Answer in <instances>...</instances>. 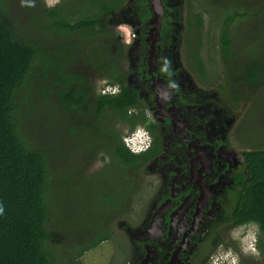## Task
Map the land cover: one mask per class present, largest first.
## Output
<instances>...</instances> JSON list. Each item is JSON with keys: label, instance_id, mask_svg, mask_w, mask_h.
I'll list each match as a JSON object with an SVG mask.
<instances>
[{"label": "trees", "instance_id": "16d2710c", "mask_svg": "<svg viewBox=\"0 0 264 264\" xmlns=\"http://www.w3.org/2000/svg\"><path fill=\"white\" fill-rule=\"evenodd\" d=\"M19 1L0 0V264H82L88 251L115 239L110 216L138 198L134 173L160 154L161 138L126 81L121 43L110 28L127 0H61L52 8L35 0L24 9ZM138 2L148 7L147 0ZM206 2L223 16L222 58L244 62L229 91L237 101L242 91L254 93L264 83V0ZM193 18L203 29V13L190 9L189 24ZM238 21L244 25L235 35L230 26ZM196 38L190 61L207 76L202 32ZM94 73L107 81L100 89L119 85L120 92L101 95ZM121 124L130 133L146 127L151 147L133 154ZM243 154L220 220L228 230L257 225L260 256L242 257L241 264H264V148ZM84 184L98 190L85 192ZM95 193L106 215H98V204L88 206ZM213 239L216 247L226 236L217 232Z\"/></svg>", "mask_w": 264, "mask_h": 264}, {"label": "rangeland", "instance_id": "374dc122", "mask_svg": "<svg viewBox=\"0 0 264 264\" xmlns=\"http://www.w3.org/2000/svg\"><path fill=\"white\" fill-rule=\"evenodd\" d=\"M131 1L132 0H127L125 5H129ZM151 2L154 3L153 0H151ZM18 3H20V1ZM168 3L171 6L170 22L173 25V30L171 33L174 37L173 44L175 45L173 50V66L175 69H180L181 72L179 73L182 74L184 79L188 81H185L186 83H190V85L196 87L201 95L206 96V99H202L200 96H198L201 100L199 103L212 109L210 116L216 115L213 113L215 112L217 105L218 108H221V110L219 109V122H221V124L219 126L217 124L216 127H214L215 133L221 136L220 140L223 141L221 142V160L225 163L229 162L232 166H235V164L242 165L245 163L243 154L244 151L254 147L264 148V83L261 85V87L255 90L254 93H251V91L248 90L246 91L243 89V87H240L242 90H244V93L242 91V95L239 96V100L234 101L231 99L229 97V91L234 84L232 80L235 77L238 78L242 76V66L244 62H237L236 58L228 60V58L225 57V59H223L220 54L219 33L223 20L222 13L215 9L212 4H208L206 0H169ZM206 8H208V12H206ZM21 9H24V7H21ZM126 9L127 6L118 14L112 16V18L109 20L112 22L110 28L113 29L121 43L122 67L124 70L129 71V78H131L133 75L132 72L134 69L133 65L135 63L136 54L131 48H128L129 45L124 43V36L117 31V25L122 23V21H125L127 17L125 16V12H127ZM190 9L195 12L203 13V29H200L196 25V20L194 18L192 20L193 22L189 24L188 18ZM243 25L244 24H240V21L233 23V25L230 26V32L235 35L237 33L239 34L242 29L241 26ZM132 30L135 33L133 28ZM200 32H202L204 40L202 55L212 80H203L192 67V62H190V58L192 56L191 52L195 49L196 45L194 44L197 42L196 37ZM103 36L105 37H99V39L102 40L109 37L108 34L107 36ZM91 78H93L96 89H100L103 86L101 81H105V79L100 78L98 73L92 74ZM214 106L216 108H214ZM215 119H211V121L215 123ZM118 128L123 134H131L124 124L119 125ZM125 129H127V133H125ZM167 155L165 156V159L167 160L163 161V171H159L157 169L159 163L152 162L144 167L143 172L134 173L136 178L134 180V184L139 188L138 198L136 200L134 199V201L128 205L127 209H122V212L121 209L119 210L120 213L114 211L109 219L108 224L115 233V239L105 241L96 249L88 251L82 257V264L139 263L138 261H140L141 258L137 260L135 254L136 252H139L136 250L137 246L139 245H137L135 240H138L137 238H139L143 233L148 235L147 229H150L154 224L157 231L153 233L152 237L158 239L162 236L159 230L160 228L157 218H161L164 210L169 207L170 203L168 200L160 203L161 197L168 193L177 195L179 191H181L185 186L189 185V182L198 180L197 173L193 174L190 170L188 172L180 170L177 161L179 158L181 159V156L178 158L177 156H171V159ZM174 161H176V163H174ZM203 162L205 170H212V167L210 166L211 164H209V158L206 155ZM100 166L101 163L99 162L94 170L100 169ZM72 171L76 172V170ZM228 172L229 171H227V173H220V177L215 183H209L211 186H213L211 189L204 182L205 187L207 188H205V193L207 190L208 192H212V190H218L224 186L228 187V183L231 180L228 176ZM73 182L78 183L76 180ZM83 187L85 192H93L98 190L95 185L90 186L84 184ZM220 191L221 190H218L217 193L220 194ZM86 196L91 197L90 194H87ZM210 196L211 195L208 196V207L211 206L212 202ZM93 198L88 203V206L90 203H92V205L98 204L100 208L98 210V215H100L103 207H105L106 204H104L102 197L96 193L94 194ZM226 198H224L222 201L223 203H221L222 206L228 207L232 201H229V199ZM167 203L169 204L167 205ZM188 206L189 203H187V205L184 204V206H180L176 214V211L172 212V215H174L173 224L175 227L180 225L183 213L188 208ZM90 214L91 217H94V212L92 209ZM102 214L106 215L104 211H102ZM218 217L219 215H216L212 220V222H215V224L212 223L211 229L209 228V231H211L210 237H214L215 233L217 232L225 235L226 240L225 243L222 244L223 246L228 245V243L231 242L238 247L237 249H234L236 252L240 250V257H248L249 255L245 256L241 252L240 239H242L245 234H256L258 231L257 225L247 224L228 230V228H226L227 223H223V221L220 219L218 222ZM161 224L162 223H160V226ZM151 230L154 229H150L148 231ZM175 230L176 228L173 230L174 234ZM233 231L238 234L240 239L232 238ZM168 245L170 248H172V242L168 243ZM218 248L219 246L211 253V255H213V253H217Z\"/></svg>", "mask_w": 264, "mask_h": 264}, {"label": "flooded vegetation", "instance_id": "af4514ba", "mask_svg": "<svg viewBox=\"0 0 264 264\" xmlns=\"http://www.w3.org/2000/svg\"><path fill=\"white\" fill-rule=\"evenodd\" d=\"M138 1L132 0L127 5V12L123 11L127 17L122 23L130 24L135 30L133 42L128 46L136 54L133 75L129 78V71H127L126 81L138 91L141 104L146 106V113L147 111L151 113L150 125L153 127L151 132L154 136L161 138V152L152 162L159 163L157 169L163 171V161L167 160L165 159L167 154L171 159V156H177V158L181 156V159L177 161L180 170L197 173L198 180L189 182V185L177 195L168 193L161 197L160 203L165 200L170 203L161 218H157L162 236L158 239L152 237L157 231L154 224L150 228L154 230L147 229L149 236L143 233L137 238L138 240H135L139 245L136 249L139 252L135 253L136 259L141 258L136 264H209L211 253L218 245L223 244L220 243L216 247L210 246L214 239L213 236L210 237L209 228L212 227L214 216L219 215L218 221L220 219L223 199L226 197L229 201L231 199L228 198L226 186L218 189L221 190L220 194L217 193L218 190H212L213 193L207 190L205 193V184L211 189L213 186L209 183H215L220 173L229 171L228 176L231 180L228 185H232L234 173L239 164L232 166L229 162L225 163L221 160V142L223 141L214 129L217 124L218 126L221 124L219 122L221 108H218V105L217 108L214 106L217 110L215 109L213 114L216 115L210 116L212 109L199 103L201 100L198 96L202 99H206V96L201 95L190 83H186L187 80L179 73L180 69H175L173 66L175 45L171 33L173 25L170 22L169 0H161L163 6L159 13L155 12L151 0H147L148 7L140 5ZM162 57L172 61L174 73L172 77L160 71ZM195 71L203 80H212L210 74L202 76L200 68ZM169 79L178 82L180 89L178 92L170 90L171 99L162 100L158 90H167ZM211 119H215L216 122L213 123ZM151 137L153 139L152 134ZM205 155L209 158V164L212 167L210 171L204 169ZM209 195L212 199L210 207H208ZM187 203L189 206L183 213L180 225L175 227L172 212L176 211V214L180 206ZM160 223H162L161 226ZM170 242H172V248L168 245ZM228 246L235 249L231 242ZM236 253L240 254V250ZM241 261L242 257H240V264Z\"/></svg>", "mask_w": 264, "mask_h": 264}, {"label": "clouds", "instance_id": "9594fccd", "mask_svg": "<svg viewBox=\"0 0 264 264\" xmlns=\"http://www.w3.org/2000/svg\"><path fill=\"white\" fill-rule=\"evenodd\" d=\"M61 0H44V4L48 8L55 7L59 4ZM21 7H35V0H20ZM117 31L124 36V43L127 45H131L133 39L135 37V33L132 30V26L127 23H120L117 25ZM162 64L160 67V71L162 73L167 74L169 77L174 75L172 71V61L167 57H162ZM103 84H107V81H101ZM180 85L173 79H169L167 82V90H158L162 100H170L171 99V91L175 90L179 91ZM101 95H117L120 92L119 85H113L104 87L99 90ZM129 115H132V112L129 111ZM146 115L149 119H151V113L147 112ZM125 133H127V129H125ZM122 140L125 145L133 154L139 155L142 152L147 151L151 147L152 137L150 132L146 127L137 125L134 131L131 134L122 135ZM107 159V158H106ZM4 208L0 205V214H3ZM233 239H240L238 234L233 231L232 233ZM257 235L252 233L250 235H244L242 239H240V247L241 252L245 255H252L257 258L260 256V251L257 248ZM227 249V250H226ZM209 264H240V255L236 253L231 247L224 248L223 245L219 246L217 249V253H213L209 258Z\"/></svg>", "mask_w": 264, "mask_h": 264}, {"label": "water", "instance_id": "95a60500", "mask_svg": "<svg viewBox=\"0 0 264 264\" xmlns=\"http://www.w3.org/2000/svg\"><path fill=\"white\" fill-rule=\"evenodd\" d=\"M154 3H153V7H154V10L156 13H159L162 9V2L161 0H153Z\"/></svg>", "mask_w": 264, "mask_h": 264}]
</instances>
